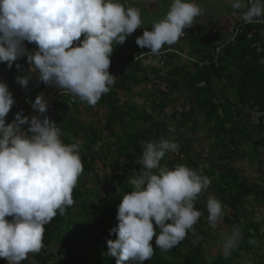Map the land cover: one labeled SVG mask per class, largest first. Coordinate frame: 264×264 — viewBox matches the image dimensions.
Masks as SVG:
<instances>
[{
  "label": "clouds",
  "instance_id": "9594fccd",
  "mask_svg": "<svg viewBox=\"0 0 264 264\" xmlns=\"http://www.w3.org/2000/svg\"><path fill=\"white\" fill-rule=\"evenodd\" d=\"M229 3L235 10L246 9L241 13L246 24L264 23V0ZM203 11L194 0H172L165 17L151 30L145 28L135 42L153 55L163 54L165 46L176 44ZM142 24L140 9L126 8L119 0H0V63L6 62L10 69L27 55L39 81L95 106L116 81L109 73L114 46L124 44ZM25 41L37 46L34 54L28 53ZM30 79L20 76L17 82L27 87ZM14 104L8 85L0 82V258L7 264H22L44 247L45 226L74 204L72 193L83 164L79 141L64 143L61 129L46 115L29 118L20 111L6 124ZM31 107L38 114L47 112L42 93ZM178 148L164 137L144 142L139 161L143 168L129 180L133 190L122 197L118 224L110 230L116 239L107 241V254L116 258V264H144L155 255V248L169 251L195 233L203 215L195 203L211 180L186 165L161 166L166 153ZM206 208L208 223L218 227L225 216L222 203L209 196ZM240 237L239 226H234L223 242L225 257Z\"/></svg>",
  "mask_w": 264,
  "mask_h": 264
},
{
  "label": "trees",
  "instance_id": "16d2710c",
  "mask_svg": "<svg viewBox=\"0 0 264 264\" xmlns=\"http://www.w3.org/2000/svg\"><path fill=\"white\" fill-rule=\"evenodd\" d=\"M198 29L200 35L202 29ZM235 29L238 30L231 40L219 41L222 46L216 64L179 65L181 60L175 54L161 59V67L147 68L140 59L129 63L119 71L115 84L96 104L105 111L102 127H98L96 120L85 122L79 118L78 106H90L86 102L71 93L57 96L53 106L56 123L63 133L61 138L66 144L79 141L83 173L72 193L74 204L65 215L58 214L45 226L44 247L32 254L33 264H116V258L107 254V241L116 239L110 230L118 224V205L122 197L133 190L129 183L133 177L126 178L123 174L133 164L142 165L139 161L144 142L161 137L177 143L183 155L179 159L168 152L161 166L174 169L177 165H186L208 176L211 180L209 194L223 205L222 223L227 226L229 235L234 226H239L241 237L229 256L218 254L213 259L206 258L202 243L208 238L205 227L209 197L202 193L195 203L196 209L203 213L194 226L195 233L190 232L169 251L155 248V255L144 264H233L240 252L252 253L264 261V229L252 220L253 209H246L251 202L264 207V177L263 186L248 183L227 162L233 155H239V148L246 144L251 145L252 156L258 155V149L264 150V69L261 65L264 24L242 21ZM213 40V35L205 37V34L185 39L194 57L209 59L211 52L204 53L200 47ZM26 48L29 51L30 45ZM162 69L164 74H161ZM25 75L31 76L29 85L35 84L36 89L44 84L18 60L10 69L6 62L0 63V82L6 83L8 88L17 77ZM151 77L164 82L167 91L153 85L145 94L133 91L135 86L149 83ZM199 83L203 84L198 86ZM179 87L186 91L188 101L177 109L171 105L174 101L171 95L174 92L179 95ZM229 90L236 95L235 100L228 99ZM119 92L129 100L119 102ZM136 97H143L144 101L139 104L134 101ZM168 106L169 115L166 114ZM254 109L258 112L256 121L252 119ZM11 110L13 121L17 112L23 111L27 116L28 108L25 102L14 104ZM166 118L175 120L180 130L188 125L192 132L206 130V136L213 139L207 167H200L201 161L192 159L190 149L175 136L176 131ZM23 127L26 130L28 125ZM101 187L106 188L104 192ZM154 227L158 232V226ZM251 240L256 243H250ZM151 243L155 247V237ZM258 245L261 249L256 248ZM56 246L61 249L56 250ZM27 262L26 259L22 264ZM0 264L4 262L0 260Z\"/></svg>",
  "mask_w": 264,
  "mask_h": 264
},
{
  "label": "rangeland",
  "instance_id": "374dc122",
  "mask_svg": "<svg viewBox=\"0 0 264 264\" xmlns=\"http://www.w3.org/2000/svg\"><path fill=\"white\" fill-rule=\"evenodd\" d=\"M247 2V1H246ZM122 4V3H121ZM263 39H264V34H263ZM222 42V41H221ZM25 47L26 45H30V50L33 48L37 47L34 43H29L27 41L24 42ZM181 48L185 51L187 48V44L184 46H181ZM187 51V50H186ZM185 51V52H186ZM188 52V51H187ZM27 57L26 55L20 59H18L19 63L22 65L27 64ZM161 60H158L157 57H144L141 59V62L144 66L151 67H161ZM186 64L185 59L182 58L181 61H178V64ZM126 66L128 65V61L125 62ZM32 66V64H30ZM261 65L264 69V59L261 60ZM126 66L124 68H126ZM33 67V66H32ZM117 69L114 68L112 71H116ZM38 71V70H36ZM165 70H161V74H164ZM112 74V73H110ZM16 81V80H14ZM17 82V81H16ZM180 81L178 80V85H180ZM29 85V84H28ZM152 85L154 88H157L161 91H167V86L164 82H159L155 78L151 77V81L149 83H141L138 86H135L133 88V91L135 93H143L145 94L149 89H151ZM42 87V86H40ZM40 87L36 89L35 84L29 85V87H23V102L24 99L27 97H30V94L37 95V93L40 92ZM27 90V92L25 91ZM180 89V94L177 95L175 92L171 95L172 98H174V101H172V106L175 108L179 109L180 105L182 103L187 104L188 98H187V93L183 89V87H179ZM36 93V94H35ZM118 94V99L119 102L123 101H128L129 98H127L125 95L122 94V92H119ZM39 95V94H38ZM228 95V96H227ZM227 97L230 100H235L236 95L234 92H231L230 90L227 93ZM137 103L141 104L144 101L143 97H136L134 99ZM170 106L166 107V114H170ZM32 107L30 104V107L27 110V115L31 112ZM78 111H79V118L83 121H95L98 123V127H102L103 121H104V116H105V111L98 109L97 106H78ZM12 110L7 114L5 121L7 123H11L12 120L10 119L12 117ZM46 115V113H43L39 115L41 119ZM258 115V112L256 109L252 111V119L256 121V116ZM167 123L170 125L172 129L176 131V135L178 139L182 141L184 146H187L190 151H191V157L195 161H201L199 164L200 167H207L208 166V161L211 160V155H210V144L212 143L213 139L211 137H207V132L206 130H199L197 129L195 132H192L189 130V125L182 130L178 129V125L175 120H170L167 119ZM106 135V132H104ZM239 155H233L232 158L228 159V164L232 165L239 173V175L242 177V179L246 180L248 183H256L259 184L260 186H263L262 179L264 177V150L262 148L258 149V155L257 156H252L251 152V145L246 144L244 146H241L239 148ZM171 157H177L179 159H182L183 155L182 153L178 150L176 152H169ZM205 159H208L205 161ZM143 165L135 166V164L131 165L129 169H127L123 176L126 178L133 177L139 175V172L142 170ZM108 170L106 171V173ZM102 192L106 189L105 187H101ZM210 189H208L206 192L203 194L206 197L212 196L210 193ZM248 203L246 206L247 211H250L253 209V215H252V220L260 223L261 228L264 229V207L262 205H254L251 202ZM230 213V211H228ZM11 220L12 218L9 217L7 218ZM206 232L208 233V238L202 243V247L204 248L206 258L207 259H213L216 257L218 254H224L223 252V242L224 239L227 235H229L227 226L223 223H221L218 227L213 228L210 226L208 223L207 226L205 227ZM256 248L261 249V246H256ZM56 250H60L61 248L59 246L55 247ZM32 254L30 253L27 260L28 262L26 264H33V260L31 259ZM4 259V258H2ZM233 264H264V261L260 259L259 257L255 256L252 253H243L240 252L237 258L234 259Z\"/></svg>",
  "mask_w": 264,
  "mask_h": 264
},
{
  "label": "crops",
  "instance_id": "0c3cea01",
  "mask_svg": "<svg viewBox=\"0 0 264 264\" xmlns=\"http://www.w3.org/2000/svg\"><path fill=\"white\" fill-rule=\"evenodd\" d=\"M194 2L204 10L203 14L195 19L194 24L202 29L205 37L213 35L214 39L213 41H210L209 44L202 43L203 46H201L200 49H202L204 53L211 52L213 44L216 41H226L233 36L236 25L243 21L241 13L246 9H233L229 0H194ZM119 3H122V5L126 8L133 7L140 9L143 24L141 28L136 29L134 33L126 38L124 44H117L114 46L113 53L110 56L111 63L109 67V73L112 74L116 71H120L125 65V62L130 60L133 56L140 52L149 50L146 47H139L135 42L136 38L143 35L145 28L147 30H151V27L155 22L165 17L172 0H119ZM245 4H247L246 0ZM174 45L181 47L186 45V41L179 40ZM186 50L187 54L192 55L188 46ZM197 53H199V51ZM185 65L189 67L187 63ZM114 68L117 70L112 71ZM51 88H53L52 85H46L44 83L37 95L42 93L45 96L51 91ZM9 91L15 99V105L22 104L23 86H21L18 82H13L9 87ZM58 91L64 92L66 90H61L59 88ZM37 95L30 94L28 102H26L27 108H29L30 104L34 102ZM0 260L3 261L4 264H7L5 259L0 258Z\"/></svg>",
  "mask_w": 264,
  "mask_h": 264
},
{
  "label": "built area",
  "instance_id": "2783aa9c",
  "mask_svg": "<svg viewBox=\"0 0 264 264\" xmlns=\"http://www.w3.org/2000/svg\"><path fill=\"white\" fill-rule=\"evenodd\" d=\"M247 1V0H246ZM264 24V23H263ZM238 29L234 30V34L233 36L236 34ZM204 33L201 32V34L199 35V29L198 27L194 24L191 28H187L185 29V34L179 39L180 41H185V39L187 37H196V36H201ZM233 36L231 38H229L228 40H231L233 38ZM227 41V40H226ZM222 46V43H220L219 41L215 42L213 44L212 50H211V56L210 59L209 58H196L192 55L187 54L180 46H176V45H172V46H165V49L162 50L163 54H158V55H153L150 53V50L148 51H143L138 53L137 55L133 56L132 58H130V60H128V64L138 60V59H142L144 57H157L158 60H163L167 54H175L179 57L180 60L185 59L186 63L189 65V67H193L194 65H197L198 67H203L205 65H209V64H216L217 61V53L219 52L220 48ZM137 57V59H136ZM126 64L122 67L121 70H124ZM119 71L114 72L112 75L116 76L118 75ZM203 83H199L198 86L202 85ZM25 91L27 92V90L25 89ZM61 93H66L69 94V91H64V92H59L57 91L52 98L50 99V101L47 103L48 104V109L46 112V116L53 122L56 123V119H55V115H54V106H53V101L57 99V96H59ZM24 102H28L27 97L24 99ZM57 124V123H56ZM58 125V124H57ZM59 127V126H58ZM60 128V127H59ZM115 174H117V172H115Z\"/></svg>",
  "mask_w": 264,
  "mask_h": 264
},
{
  "label": "water",
  "instance_id": "95a60500",
  "mask_svg": "<svg viewBox=\"0 0 264 264\" xmlns=\"http://www.w3.org/2000/svg\"><path fill=\"white\" fill-rule=\"evenodd\" d=\"M36 50H37V47L33 48L32 50H29L28 53L34 54ZM26 57H27V55H26ZM26 61H27V64H26V65H27L29 71H30L31 73H33L34 75L39 76V72L36 71V70L33 71V70H32L33 67L30 65V63L28 62V60H26ZM58 90H59V87L55 85V87L51 88V91H50L48 94H46V95L44 96V98H45V100H46L47 103L50 101V99L52 98V96H53ZM35 112H36V110L32 109L31 112H30L27 116H28L29 118H31V116H32Z\"/></svg>",
  "mask_w": 264,
  "mask_h": 264
},
{
  "label": "bare ground",
  "instance_id": "6f19581e",
  "mask_svg": "<svg viewBox=\"0 0 264 264\" xmlns=\"http://www.w3.org/2000/svg\"><path fill=\"white\" fill-rule=\"evenodd\" d=\"M54 87V85H52ZM34 115H41V114H38V112L36 111L32 116Z\"/></svg>",
  "mask_w": 264,
  "mask_h": 264
}]
</instances>
